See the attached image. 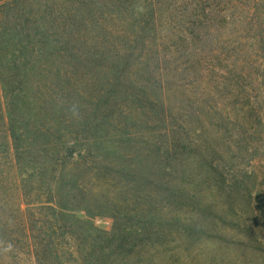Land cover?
<instances>
[{
  "label": "rangeland",
  "instance_id": "obj_1",
  "mask_svg": "<svg viewBox=\"0 0 264 264\" xmlns=\"http://www.w3.org/2000/svg\"><path fill=\"white\" fill-rule=\"evenodd\" d=\"M217 1L264 0L0 2V63L48 55L42 70L17 69L15 95L0 87L4 206L36 203L44 189L26 166L59 167L51 189L73 241L113 249L86 264H264V163L223 183L183 161L180 114L163 105V67L183 66L179 56L212 35Z\"/></svg>",
  "mask_w": 264,
  "mask_h": 264
},
{
  "label": "trees",
  "instance_id": "obj_2",
  "mask_svg": "<svg viewBox=\"0 0 264 264\" xmlns=\"http://www.w3.org/2000/svg\"><path fill=\"white\" fill-rule=\"evenodd\" d=\"M208 12L215 27L212 35H201L196 52L179 56L183 66L163 67V105L168 116L180 114L178 122L186 132L177 139L182 160L208 168L223 183H241L239 178L253 176V166L264 163V1H217ZM30 56L22 53L15 62L0 63L12 67L0 71V87H12L15 95L12 85H18L17 77L24 79L21 71L16 75L17 69L35 63L42 70L48 55ZM115 74L123 84L133 82L130 70ZM58 168L40 163L25 167L31 172L25 174L27 182H42L45 189L33 192L36 203H22L30 209H22L20 201L9 210L0 195V264H86L113 251L110 244L73 241L72 229L62 224L66 209L52 194L60 180ZM232 206L241 213L238 203Z\"/></svg>",
  "mask_w": 264,
  "mask_h": 264
}]
</instances>
